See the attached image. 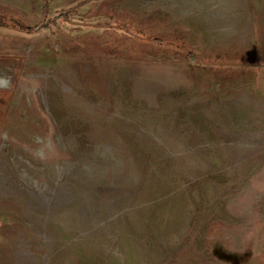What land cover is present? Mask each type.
I'll return each mask as SVG.
<instances>
[{
  "label": "rangeland",
  "instance_id": "374dc122",
  "mask_svg": "<svg viewBox=\"0 0 264 264\" xmlns=\"http://www.w3.org/2000/svg\"><path fill=\"white\" fill-rule=\"evenodd\" d=\"M262 51L264 0H0V264H264Z\"/></svg>",
  "mask_w": 264,
  "mask_h": 264
},
{
  "label": "trees",
  "instance_id": "16d2710c",
  "mask_svg": "<svg viewBox=\"0 0 264 264\" xmlns=\"http://www.w3.org/2000/svg\"><path fill=\"white\" fill-rule=\"evenodd\" d=\"M63 15H58L57 17H62ZM41 27H40V25H38L36 28H35V31L34 32H36L38 29H40ZM30 33V32H29ZM232 53V52H231ZM232 54H234V55H236V53H232ZM254 55H256L253 51H251V50H249V52L248 51H246V53H243V54H241V55H239L240 57H239V61H241V63H244L243 61H248L247 62V65L251 62V61H253L254 59L253 58H255V56ZM262 55H264V52L262 51ZM189 56H190V60L192 61V62H194L195 60H197L196 58H195V55L193 54V53H190L189 54ZM216 60H217V58H215ZM220 59V61L222 60L221 58H218V60ZM211 59H208V61H210ZM216 60H211V61H216ZM217 60V61H218ZM219 63V62H218ZM218 63H215V62H212L211 64L212 65H218ZM249 66V65H248ZM250 67V66H249Z\"/></svg>",
  "mask_w": 264,
  "mask_h": 264
}]
</instances>
